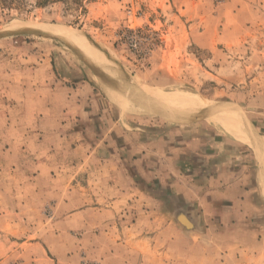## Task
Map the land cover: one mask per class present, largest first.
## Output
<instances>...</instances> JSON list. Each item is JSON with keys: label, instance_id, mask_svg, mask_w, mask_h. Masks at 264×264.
Instances as JSON below:
<instances>
[{"label": "rangeland", "instance_id": "rangeland-1", "mask_svg": "<svg viewBox=\"0 0 264 264\" xmlns=\"http://www.w3.org/2000/svg\"><path fill=\"white\" fill-rule=\"evenodd\" d=\"M80 1L23 16L0 15V80L8 84L23 76L29 81L40 59H47L63 84L64 98L74 97L72 89L79 93L103 143L93 154L88 147L73 151L77 140L70 139L71 130L62 131L69 137L62 142L51 135L57 124L14 119L8 131L0 123V137L16 143L22 142L17 139L21 131L51 135L48 155L0 150V264H161L143 255L141 241L152 235L154 221L148 214L162 208H154L143 195L146 188L136 185L138 165L150 172V180L145 174L141 183L152 185L159 162L141 160L142 153L131 144L121 148V129L130 137L144 135L147 146L161 141L160 149L165 145L166 150L167 137L172 138L169 145L191 134L212 137L207 128L218 126L210 122L208 106L217 122L231 125L228 118L237 117L247 129L243 120L259 125L264 114V0H252L249 9L238 12L236 0H203L205 8L202 15L195 11L197 16L175 8L156 13L145 0ZM174 96L203 103L170 108L160 100ZM59 97L52 105L61 102ZM116 98L119 103L113 102ZM39 104H28L30 116L46 115ZM215 105L230 113L222 108L224 115ZM116 121L112 138L107 137ZM83 138L82 144L91 142ZM121 164L129 171L127 179L115 166ZM157 181L161 188L149 186L155 196L176 190L168 186L173 180L166 174ZM126 183L122 199L118 191Z\"/></svg>", "mask_w": 264, "mask_h": 264}, {"label": "crops", "instance_id": "crops-1", "mask_svg": "<svg viewBox=\"0 0 264 264\" xmlns=\"http://www.w3.org/2000/svg\"><path fill=\"white\" fill-rule=\"evenodd\" d=\"M145 2L153 9L156 7V13L159 10L161 13L174 11L175 8L181 14L190 11L195 15V11L201 12L205 8L203 0H167L168 4L166 0ZM251 2L252 0H236V11L249 9ZM242 5L247 6L243 8ZM145 21L151 23L148 17ZM30 76L29 81L23 80V76L13 78L14 84L8 78V84L0 80V123L4 122L8 131L11 130L14 119L19 124H24L31 118L42 124H57L56 131L51 135L62 142L69 138L62 131L71 130L70 139L77 140L72 143L76 147L73 151L88 147L90 153H95L102 149L103 143L97 140L100 138L93 128L95 124L92 116L86 112V105L79 99V93L75 95L76 90L72 89L70 92L74 97L64 98L66 91L62 88L63 84L58 82V76L53 72L49 61L41 58L33 77ZM52 78L54 82H51ZM30 84L33 86H28ZM34 85L43 89L37 90ZM59 96L62 98L61 102L52 105L55 100H60ZM32 101H37V104L40 102L46 115L30 116L28 104ZM183 106L190 107L177 105L173 108ZM215 106L225 115L224 109ZM68 107H71L70 113L67 111ZM48 112L52 114L49 115ZM261 118L263 119L259 125L251 120H243L249 129L237 117L234 118L235 121L228 118L234 129L254 138L255 143L227 131L211 116L210 122L224 131L218 127H208L207 131L213 130L212 137L209 133L206 134V139H199L191 134L181 137L179 143L173 140L170 145L168 143L172 138L167 137L166 150L165 145L160 149L161 141H155L154 146H147L144 135L137 132L130 137L128 132L121 129V148H127L131 144L142 153L141 160L147 161L152 157L155 159H152V163L157 165L159 162L152 185L141 183L145 174L150 180V172L146 167L141 168V165L137 167L141 173L137 187L146 188L143 195L154 208H162L158 212L152 209L148 214V218L154 222L150 225L151 237L144 236L141 241L143 255L149 253L154 261L161 264H264V147L260 144L264 142V114ZM117 123L118 121L109 125L107 137L110 135L112 138ZM168 134L172 135L171 132ZM38 135L40 138L36 134L21 131L17 137L22 141L20 143H16L12 137H0V150L2 153L6 151L8 155L23 149L29 154L45 155L51 148L46 142L51 140V135L45 132ZM83 137L91 142L82 144ZM133 139H136V143L132 142ZM103 141L104 139L100 140ZM160 164L162 168L159 167ZM115 166L120 169V175L126 179L129 177L125 165ZM111 170L117 172L115 168ZM164 174L166 178H172L173 181L168 186L176 190L168 195L155 196L152 188H161L157 180L161 182ZM149 186L152 188L149 189ZM123 189L128 191L127 183L118 191L121 198L125 199L127 194H123ZM157 220L160 221L159 224L156 223Z\"/></svg>", "mask_w": 264, "mask_h": 264}, {"label": "trees", "instance_id": "trees-1", "mask_svg": "<svg viewBox=\"0 0 264 264\" xmlns=\"http://www.w3.org/2000/svg\"><path fill=\"white\" fill-rule=\"evenodd\" d=\"M67 0H0V15L10 16L17 13L21 16L31 13L34 9H44L57 3H64ZM78 5L80 0H73ZM81 2V3H79ZM84 9V7H82Z\"/></svg>", "mask_w": 264, "mask_h": 264}, {"label": "bare ground", "instance_id": "bare-ground-1", "mask_svg": "<svg viewBox=\"0 0 264 264\" xmlns=\"http://www.w3.org/2000/svg\"><path fill=\"white\" fill-rule=\"evenodd\" d=\"M64 37H65V39H66V41H71V42H73V43H75L76 44V40L74 39V38H72V37H70L69 35H66V34H64L63 35ZM106 75V74H105ZM103 76V75H102ZM109 79V78H108ZM105 80H106V78H105ZM107 81L108 80H106L105 82L107 83ZM111 83V82H110ZM113 84V83H112ZM112 87V86H111ZM192 97V96H191ZM160 100L161 101H163L164 102V104H166V105H168L169 107H171L172 106V108L174 107V106H179V105H187V106H193V105H201L203 102H201V100H199V101H194L193 99L191 100V99H188V98H186V96L184 97V96H174L173 98L172 97H162V98H160ZM156 101V100H155ZM113 102H116V103H119L118 102V100H117V98L116 99H113ZM198 103V104H197ZM154 104V103H153ZM161 105V104H160ZM160 105H157L158 107L160 106ZM124 106V105H123ZM128 106V105H127ZM221 106V105H220ZM183 107H185V106H183ZM167 108V107H166ZM180 108H182V107H180ZM221 108H224L225 110H227L226 112L227 113H230L229 112V110L225 107V106H221ZM148 110H151V109H148ZM152 110H154V109H152ZM206 110H209L210 111V113H211V116L212 117H214V114H215V112L212 110V108L211 107H209L208 106V108L206 109ZM134 111V110H133ZM138 113V112H137ZM155 114L156 113V110L155 111H152V113H150V114ZM224 128H226V130L227 131H229V132H231L232 134H234V135H238V136H240V137H244L245 138V140H247V141H249V142H253V143H255V139L254 138H251V137H248V136H245V135H243V134H240V132L239 131H237V129H234V127L232 126V125H230V124H228V123H226V122H224V121H220L219 122ZM238 138V137H237ZM246 142V141H245ZM260 143V142H259ZM256 144H258V143H256ZM261 144V146H263L264 147V142H262V143H260ZM259 145V144H258Z\"/></svg>", "mask_w": 264, "mask_h": 264}]
</instances>
